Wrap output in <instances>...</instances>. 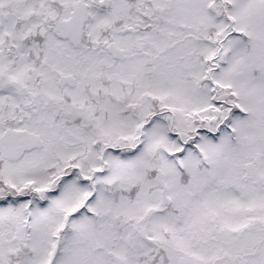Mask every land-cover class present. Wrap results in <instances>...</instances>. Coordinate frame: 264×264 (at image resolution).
I'll list each match as a JSON object with an SVG mask.
<instances>
[{"label": "snow or ice", "instance_id": "snow-or-ice-1", "mask_svg": "<svg viewBox=\"0 0 264 264\" xmlns=\"http://www.w3.org/2000/svg\"><path fill=\"white\" fill-rule=\"evenodd\" d=\"M0 264H264V0H0Z\"/></svg>", "mask_w": 264, "mask_h": 264}]
</instances>
